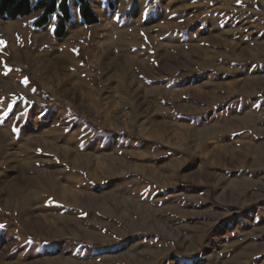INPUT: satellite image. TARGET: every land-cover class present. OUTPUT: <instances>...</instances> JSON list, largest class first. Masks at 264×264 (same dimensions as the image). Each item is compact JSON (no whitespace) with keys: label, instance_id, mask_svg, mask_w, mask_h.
Wrapping results in <instances>:
<instances>
[{"label":"rangeland","instance_id":"374dc122","mask_svg":"<svg viewBox=\"0 0 264 264\" xmlns=\"http://www.w3.org/2000/svg\"><path fill=\"white\" fill-rule=\"evenodd\" d=\"M90 1L0 17V264H264V4Z\"/></svg>","mask_w":264,"mask_h":264},{"label":"trees","instance_id":"16d2710c","mask_svg":"<svg viewBox=\"0 0 264 264\" xmlns=\"http://www.w3.org/2000/svg\"><path fill=\"white\" fill-rule=\"evenodd\" d=\"M78 16L86 25H93L99 22V17L92 7L90 0H76ZM112 10L114 5L107 2ZM33 11L39 15L33 22L35 28H42L49 23L50 16H55V26L52 31L54 38H62L66 33L68 22L71 20V9L69 0H0V17L5 16L11 20L27 16Z\"/></svg>","mask_w":264,"mask_h":264},{"label":"crops","instance_id":"0c3cea01","mask_svg":"<svg viewBox=\"0 0 264 264\" xmlns=\"http://www.w3.org/2000/svg\"><path fill=\"white\" fill-rule=\"evenodd\" d=\"M264 4V0H260Z\"/></svg>","mask_w":264,"mask_h":264},{"label":"bare ground","instance_id":"6f19581e","mask_svg":"<svg viewBox=\"0 0 264 264\" xmlns=\"http://www.w3.org/2000/svg\"><path fill=\"white\" fill-rule=\"evenodd\" d=\"M64 186V185H63Z\"/></svg>","mask_w":264,"mask_h":264}]
</instances>
